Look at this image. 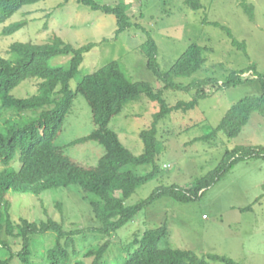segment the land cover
Wrapping results in <instances>:
<instances>
[{
	"label": "rangeland",
	"instance_id": "rangeland-1",
	"mask_svg": "<svg viewBox=\"0 0 264 264\" xmlns=\"http://www.w3.org/2000/svg\"><path fill=\"white\" fill-rule=\"evenodd\" d=\"M96 1L113 7L121 3L128 5V15L136 26L117 37L118 25L114 15L93 11L77 0H44L23 7L0 26V55L12 58L9 50L13 44L43 45L55 36L75 48L92 45L94 48L85 55L79 74L71 82L73 91L76 92L85 76L120 61L133 83H148L155 92L163 91L164 99L171 106L181 101L189 102L193 97L184 91L164 90L163 83L149 70L147 58L142 53L141 47L147 36L141 28L150 32L157 42L158 63L163 72H168L191 45L199 44L207 49L203 69L191 78H178L177 84L189 85L207 78L223 83L231 74L246 71L239 86L213 92L200 102L197 109L176 111L160 124L161 148L157 158L160 170L137 190L128 205L149 199L161 187L190 189L218 168L228 150L240 146H264V117L258 113L252 115L247 126L234 139L222 134L214 145L196 141L217 128L234 104L262 94V87L251 68L264 76V0H200L202 8L198 11L190 8L186 0ZM242 3L254 7V21ZM21 21L27 22L24 29L11 36L3 34L5 28ZM214 23L228 28L233 37ZM234 40L246 45L245 49L235 45ZM71 59L72 56L56 57L51 65L69 68ZM38 82V79L27 80L12 95L30 98L38 93ZM159 109L158 103L142 95L112 119L110 129L134 156L143 154L141 133L151 127L153 116ZM28 115L32 116V113ZM4 128L2 126L0 130ZM95 129L91 107L82 95H77L57 145L81 166L96 168L106 153L103 146L94 141L70 146L72 142L90 136ZM19 158L20 154L12 163L17 170L21 168ZM3 169L4 166L0 165V171ZM125 170L147 176L153 172V166L130 165ZM96 201L94 196L80 188L70 187L38 196L11 192L5 208L15 225L21 224L23 219L37 223L52 219L68 232H85L88 241L84 240L85 234H79L75 243L76 250L82 254L103 242L101 236L89 234V229L97 225L92 206ZM161 227H167L169 233V238L161 242L162 249L189 250L200 257H227L240 264H264V160L240 162L198 201L181 203L161 198L144 208L134 221L114 234L110 263L120 254V249L136 237ZM2 238L14 252L22 250V239L7 235L6 227ZM55 239V233H48L45 237H37V243L38 246L42 243L45 251L52 247ZM38 250H35L34 262L47 264L45 254ZM70 252L73 253L72 248ZM9 257L10 254L0 245V260ZM76 258L74 255L73 259ZM208 262L225 264L217 260ZM123 263L120 260L114 264Z\"/></svg>",
	"mask_w": 264,
	"mask_h": 264
},
{
	"label": "trees",
	"instance_id": "trees-1",
	"mask_svg": "<svg viewBox=\"0 0 264 264\" xmlns=\"http://www.w3.org/2000/svg\"><path fill=\"white\" fill-rule=\"evenodd\" d=\"M42 1L44 0H0V26L11 20L23 7ZM77 1L93 11L114 15L118 25L117 37L136 26L128 15L129 6L126 4L113 7L100 5L96 0ZM186 3L195 11L202 8L200 0H186ZM242 6L254 21V7L246 3H242ZM214 25L223 28L233 37L228 28L219 23ZM26 26V21L14 23L5 28L3 34L14 35ZM141 29L147 36L141 49L147 58L149 70L163 83L164 90L189 93L193 97L191 101L169 105L164 99L163 91L155 92L148 83H133L120 61H114L85 76L75 92L71 88V82L79 74L85 55L94 46L75 48L57 36L43 45L18 42L10 47L9 54L12 58L0 55V128L5 127L3 131L0 130V165L4 166L0 171V245L10 254L9 258L0 260V264H14L15 261L20 264H40L34 262L37 248L40 253L45 254L47 264H114L120 260H123V264H210L208 260L240 264L227 257H200L189 250L162 249L161 242L169 238L167 227L149 230L141 237H136L124 249H120V254L113 263L109 261L111 249L115 245L114 234L134 221L150 204L161 198L181 203L198 201L240 162L264 160V146H240L228 150L218 168L198 180L190 189L179 186L161 187L149 199L136 205L127 204L137 190L160 170L157 164L161 148L160 124L176 111L190 112L197 109L200 102L213 92L239 86L244 80L242 75L246 73H233L223 83L207 78L195 80L189 85L177 84L178 78H191L203 69L207 62V49L199 44L191 45L168 72H163L158 63L157 42L150 32ZM234 44L242 49L246 46L236 40ZM60 56H72L69 68L51 65V61ZM251 69L262 87L261 96L247 97L234 104L217 128L196 141L214 145L222 134L234 139L247 126L254 113L264 117V76L256 73L254 68ZM32 79L40 80L36 95L24 99L12 95L21 84ZM77 95H82L91 107L96 129L90 136L76 140L70 146L90 141L103 146L106 153L96 168L81 166L65 154L64 148L57 145ZM142 95L158 103L160 109L154 114L151 127L141 133L144 152L137 157L123 146L118 135L110 129V123L129 103ZM28 113H32V116ZM18 154L21 164L19 170L12 167ZM130 165H152L153 172L141 176L133 171H126ZM70 187L80 188L97 200L92 203L97 225L89 229V234L101 236L103 242L86 249L82 254L76 250L75 243L76 236L84 235L85 232H68L62 224L52 219L40 223L23 219L21 224L15 225L5 208L7 196L11 192L15 195L38 196L51 190ZM5 227L7 235L22 239L23 248L18 253L3 240ZM48 233H55L56 239L52 247L44 251L42 243L38 246L37 237H45ZM84 236L86 241L88 235ZM71 248L73 253L70 252ZM74 255L77 256L75 260Z\"/></svg>",
	"mask_w": 264,
	"mask_h": 264
}]
</instances>
